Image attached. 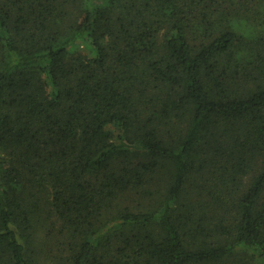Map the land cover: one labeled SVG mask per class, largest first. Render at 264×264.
<instances>
[{"label": "trees", "instance_id": "16d2710c", "mask_svg": "<svg viewBox=\"0 0 264 264\" xmlns=\"http://www.w3.org/2000/svg\"><path fill=\"white\" fill-rule=\"evenodd\" d=\"M0 264H264V0H0Z\"/></svg>", "mask_w": 264, "mask_h": 264}, {"label": "rangeland", "instance_id": "374dc122", "mask_svg": "<svg viewBox=\"0 0 264 264\" xmlns=\"http://www.w3.org/2000/svg\"><path fill=\"white\" fill-rule=\"evenodd\" d=\"M104 2H105V0H95L96 4H102ZM80 51H82L84 54H86L88 56L91 55L90 48L84 44L80 46Z\"/></svg>", "mask_w": 264, "mask_h": 264}]
</instances>
